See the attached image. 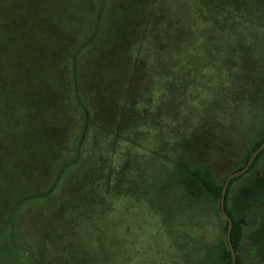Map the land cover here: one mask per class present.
<instances>
[{
  "label": "rangeland",
  "instance_id": "374dc122",
  "mask_svg": "<svg viewBox=\"0 0 264 264\" xmlns=\"http://www.w3.org/2000/svg\"><path fill=\"white\" fill-rule=\"evenodd\" d=\"M149 1L153 0L138 3ZM120 2L113 5L131 10L137 0ZM152 3L155 15L171 16L174 29L180 26L169 38L177 45L155 72L150 66L156 56L147 39L141 40L140 50L131 49L130 60L143 64L138 65L143 80L133 90L135 96L126 97L133 103L130 113L123 112L125 100L114 75L117 59L126 56L118 57L117 52L99 56L95 46L90 47L83 79L89 113L98 116L88 132L86 155L105 189V208L111 213V222L98 223L87 241L92 252L103 255L101 237L107 232L119 264H184L187 251L196 256L200 244L223 241L219 200L178 171L200 166L220 183L243 164L264 132V21L261 28L220 32L195 16L191 0ZM89 4L90 21L88 16L83 20L89 28L91 23L101 24L108 11L115 13L110 0ZM124 17L125 11L112 16L116 24H122ZM144 30L147 34L151 28ZM235 46L241 55L232 54ZM175 69L173 75L170 70ZM123 81L129 80L125 76ZM255 177L251 193L264 199V153L252 173L234 182L228 203L237 217L247 219L240 245L243 260L264 264V206L250 211L236 197ZM177 178L199 203L185 198ZM0 188H4L1 180Z\"/></svg>",
  "mask_w": 264,
  "mask_h": 264
},
{
  "label": "trees",
  "instance_id": "16d2710c",
  "mask_svg": "<svg viewBox=\"0 0 264 264\" xmlns=\"http://www.w3.org/2000/svg\"><path fill=\"white\" fill-rule=\"evenodd\" d=\"M141 1L130 10L113 5L122 4L120 0H110L115 13L108 11L105 20L100 19L102 25L90 22L89 28L83 21L87 16L90 21L89 0H0V180L4 185L0 188V264L120 263L107 232L105 238L100 234L103 255L92 252L87 241L98 223L111 222V213L105 208V189L87 156L86 139L98 116L89 113L83 79L90 47L95 46L99 56L111 57L114 52L118 57L126 56L117 59L114 75L125 100L123 112L133 109L126 97L135 96L134 91L141 87L142 67L138 65L143 64L130 60L131 49L140 50L141 40L147 39L156 56L150 66L155 72L157 64L163 66L162 60L175 49L176 40L170 43L169 38L180 27L174 29L171 16L154 14V0L145 5L138 3ZM191 2L195 16L215 31L261 28L264 21V0ZM124 11L123 23L116 24L112 16H122ZM145 26L151 28L147 34ZM231 51L242 52L237 46ZM170 72L175 75L176 69ZM263 141L264 132L243 164L230 173L242 169ZM263 153L264 148L243 174L230 180L226 190L224 208L232 220L235 264H249L240 254L247 219L235 215L228 195L235 181L252 173ZM179 172L210 198L220 199L225 179L216 183L200 166L184 167ZM178 178L176 185L185 198L199 203ZM257 180L251 179L236 194L241 206L250 211L264 206V199L257 200L251 193ZM223 221L224 240L212 246L200 244L196 256L187 251L184 264H230L228 224Z\"/></svg>",
  "mask_w": 264,
  "mask_h": 264
},
{
  "label": "water",
  "instance_id": "95a60500",
  "mask_svg": "<svg viewBox=\"0 0 264 264\" xmlns=\"http://www.w3.org/2000/svg\"><path fill=\"white\" fill-rule=\"evenodd\" d=\"M263 148H264V141L254 150V152L251 154V156L249 157V159L246 162V164L244 165V167L240 170H237L235 172L230 173L228 176H226V178L223 182V186H222V190H221V194H220V199H219V202H220L219 205H220L221 214L224 217V219L227 221V224H228L227 230H226V241H227L228 249H229L230 255H231L230 264H235L236 252H235V250L232 246L231 240H230V231H231V227H232V220L229 217V215L226 213L225 208H224L226 190H227V187H228L230 180L236 176L243 174L251 166L253 160L255 159V157L258 155V153Z\"/></svg>",
  "mask_w": 264,
  "mask_h": 264
}]
</instances>
